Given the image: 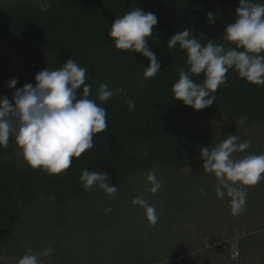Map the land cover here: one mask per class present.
<instances>
[{
    "label": "trees",
    "instance_id": "obj_1",
    "mask_svg": "<svg viewBox=\"0 0 264 264\" xmlns=\"http://www.w3.org/2000/svg\"><path fill=\"white\" fill-rule=\"evenodd\" d=\"M48 2L51 6L44 12L38 0H0V41L15 50L12 59L0 52V93L12 98L16 89L27 83L35 85V75L45 67L54 70L70 59L88 68L86 83L92 86L90 99L96 98L101 83H107L112 90L123 88L125 93L101 105L107 111V129L94 135V147L73 158L65 173L57 175L33 169L12 139L7 148L0 147V254L9 240L17 239L18 259L25 253L31 228H42L49 222V217L43 221L37 219L43 210L41 200H51L63 216L71 203L88 196L90 192L80 182L82 169L104 172L111 185L127 186L124 196L114 199L112 204L106 203L107 208L115 210L114 214H105L97 204L94 224L115 220V212L127 215L126 221L130 222L136 206L128 201L137 195L127 182L135 173L144 177L155 169L177 176L188 169L201 170L200 150L212 147L204 132L206 120L221 115L230 123L243 121L248 129L254 124L264 127V86L247 82L235 71L227 73L226 84L217 89L214 104L206 109L196 111L184 106L174 100L172 93L179 69L187 71L188 65L186 54L178 45L168 49L171 37L178 31L191 29L205 42L213 40L229 46L222 36L226 26L236 19L239 0ZM256 2L264 3V0ZM135 7L158 18L148 41L161 65L154 78L144 76V68L149 66L147 58L116 49L108 36L115 19ZM208 12L213 13L215 23H209ZM14 78L18 81L16 89H9L7 84ZM192 78L197 83L204 79L203 74ZM125 100L134 102L133 111H128ZM148 201L154 205L156 194L149 196ZM30 209H36V213L27 218ZM87 221L91 223L92 219ZM61 223L62 220L55 218V228ZM46 241L45 238L43 242ZM138 242L142 241L138 239Z\"/></svg>",
    "mask_w": 264,
    "mask_h": 264
},
{
    "label": "clouds",
    "instance_id": "obj_2",
    "mask_svg": "<svg viewBox=\"0 0 264 264\" xmlns=\"http://www.w3.org/2000/svg\"><path fill=\"white\" fill-rule=\"evenodd\" d=\"M38 3L44 12L51 6L48 0H38ZM235 16L222 36L229 42L227 47L213 40L205 42L191 29H183L171 37L168 49L178 45L185 52L188 65L187 71L179 69V78L172 86L174 100L196 111L212 106L215 93L226 84L230 70L249 83L264 86V3L239 0ZM207 19L210 24L215 23L212 12L207 13ZM157 23L154 13L135 7L117 17L108 30L116 49L147 58L149 66L144 68L145 78H154L160 72L159 59L148 47ZM88 71L87 67L70 59L54 70L45 67L35 75V85L27 83L16 89L15 78L8 82L7 87L16 90L11 100L7 96L0 97V147L7 148L12 139L33 169L49 174L65 173L73 158L81 157L94 147V135L107 129V111L101 105L125 93L123 88L112 90L107 83H101L96 98L90 99L92 86L86 83ZM201 74L203 82H195L192 76ZM124 103L129 112L135 109L132 100ZM251 143V140L241 142L237 135H229L211 149L202 147L200 150L203 171L214 175L216 197L229 198L233 216L245 211L246 189L264 180V154L248 152ZM237 153L242 155L238 157ZM145 180L151 194L159 192L162 184L154 171L145 173ZM80 182L85 191L99 188L110 197L118 192V187L109 183L104 172L82 169ZM200 191L202 195L207 194L203 188ZM131 203L143 209L150 227L157 224V210L147 199L137 196ZM111 211V208L104 209L105 214ZM53 251L50 246L36 253L28 249L17 264H41V256L48 257Z\"/></svg>",
    "mask_w": 264,
    "mask_h": 264
},
{
    "label": "rangeland",
    "instance_id": "obj_3",
    "mask_svg": "<svg viewBox=\"0 0 264 264\" xmlns=\"http://www.w3.org/2000/svg\"><path fill=\"white\" fill-rule=\"evenodd\" d=\"M0 52L8 59L15 54L10 44L1 41ZM203 127L212 147L229 135H237L241 142L251 140L248 152L264 154V127L259 124L248 129L243 121L230 123L218 115L206 120ZM154 172L162 184L156 193L154 206L159 220L154 227L149 226L138 206L130 222L126 221L127 215L115 212V220L96 226L97 204L106 209V203L112 204L125 195L127 186L118 187L115 197L94 188L83 200L71 203L63 216L51 200H41L43 210L37 219L49 217V222L42 228H31L24 254L28 249L36 253L52 247L50 256H41V264H264V180L246 189L245 211L233 216L229 198L216 197L214 175L203 168L188 169L179 176L161 169ZM127 185L147 200L153 195L148 191L145 175L135 173ZM201 188L206 195L201 194ZM35 213L36 209H30L27 218ZM55 218L62 220L58 229ZM45 238L47 241L43 242ZM138 239L142 242L137 243ZM5 245L0 264H17L18 240L11 239Z\"/></svg>",
    "mask_w": 264,
    "mask_h": 264
},
{
    "label": "crops",
    "instance_id": "obj_4",
    "mask_svg": "<svg viewBox=\"0 0 264 264\" xmlns=\"http://www.w3.org/2000/svg\"><path fill=\"white\" fill-rule=\"evenodd\" d=\"M263 230H264V228H262ZM224 242L226 243V242H229V241H226V240H224ZM231 243V242H230ZM219 246V245H218ZM217 246V247H218ZM220 247V246H219ZM229 248L230 249H234L235 248V246L234 247H232V246H229ZM220 249V248H219ZM261 249H262V247H261ZM236 253V252H235ZM236 255H238V253L236 254ZM233 258H236V256L234 255V257ZM180 262H182V261H180Z\"/></svg>",
    "mask_w": 264,
    "mask_h": 264
}]
</instances>
